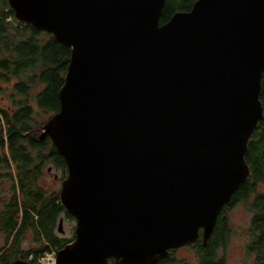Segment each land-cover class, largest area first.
Returning a JSON list of instances; mask_svg holds the SVG:
<instances>
[{
	"label": "water",
	"instance_id": "95a60500",
	"mask_svg": "<svg viewBox=\"0 0 264 264\" xmlns=\"http://www.w3.org/2000/svg\"><path fill=\"white\" fill-rule=\"evenodd\" d=\"M6 2L70 50L39 136L64 161L59 203L75 222L52 264H157L205 246L249 176L264 0H197L163 25L166 0Z\"/></svg>",
	"mask_w": 264,
	"mask_h": 264
},
{
	"label": "trees",
	"instance_id": "16d2710c",
	"mask_svg": "<svg viewBox=\"0 0 264 264\" xmlns=\"http://www.w3.org/2000/svg\"><path fill=\"white\" fill-rule=\"evenodd\" d=\"M196 1L166 0L160 24L168 22L177 12L190 11ZM69 60L68 48L51 34L16 23L6 0H0V84L8 85L15 80L12 97L17 99L13 100L16 106L13 113L0 109V179L9 182L11 194L0 210V232L10 243L8 250L0 255V264H11V260L22 253L19 246L28 232L38 244L26 253H33L32 264H38L41 256L57 252L72 241L55 234L58 220L65 214L58 192L46 190L39 184L47 163L66 174L64 161L50 139L40 140L39 136L42 127L59 111L58 92ZM33 91L36 92L34 96ZM261 95H264V75ZM31 99L43 112L41 123L32 119ZM260 99L263 101L262 96ZM263 157L264 115L257 124L245 156L250 176L221 211L206 245L203 246L200 239L194 244L198 264H222L216 255L226 242L225 211L237 201H248L255 193L257 183L264 179ZM249 206L252 218L247 251L255 254L254 264H264V194H255ZM66 216L73 220L70 215Z\"/></svg>",
	"mask_w": 264,
	"mask_h": 264
},
{
	"label": "rangeland",
	"instance_id": "374dc122",
	"mask_svg": "<svg viewBox=\"0 0 264 264\" xmlns=\"http://www.w3.org/2000/svg\"><path fill=\"white\" fill-rule=\"evenodd\" d=\"M13 80L10 84H0V109L8 110L13 113L16 110V106L13 100ZM33 96L36 94L33 91ZM30 106L32 107L33 116L32 119L36 122H42L44 119L42 111L37 109V106L33 99L30 100ZM48 116V115H47ZM46 116V118H47ZM49 170V171H48ZM48 171V172H47ZM66 174L59 168H56L53 164L47 163L43 169V175L39 180V184L42 188L49 191L59 192L61 182L65 179ZM10 184L9 182H2L0 186V203L10 197L9 194ZM255 194H264V179L257 183L255 193L250 196L248 201H237L233 205L229 206L225 211L227 237L225 244L218 250L216 258L217 261H222V264H254V255L247 251V245L250 243L249 224L252 218V212L249 204H251L255 198ZM67 213L62 214L61 233L58 231V223L56 225L55 234L59 238L74 239L75 222L74 219L67 218ZM7 243V242H6ZM4 237L0 235V251L6 245ZM7 246V245H6ZM38 246L34 242L33 236L30 232L25 234L23 240L20 243L19 250L27 251L30 248ZM53 254L55 258L56 252L46 253L40 257L38 264H52V261L48 255ZM196 254V256H195ZM49 259V261H48ZM198 264V257L196 249L181 250L174 257V261L171 264Z\"/></svg>",
	"mask_w": 264,
	"mask_h": 264
},
{
	"label": "flooded vegetation",
	"instance_id": "af4514ba",
	"mask_svg": "<svg viewBox=\"0 0 264 264\" xmlns=\"http://www.w3.org/2000/svg\"><path fill=\"white\" fill-rule=\"evenodd\" d=\"M264 75V74H263ZM263 78V77H262ZM261 91H262V82H261ZM261 96H262V99H263V101H264V95H261V93H260V97H259V99L261 98ZM263 101H261V99H260V102H261V106H262V116L264 115V104H263ZM262 119V118H261ZM257 127V126H256ZM256 129V128H255ZM255 129H254V131H255ZM254 131H253V134H254ZM253 134H252V136H251V138L253 137ZM251 138H250V140H251ZM250 140H249V142H250ZM249 142H248V144H249ZM247 155V154H246ZM263 164H264V157H263ZM248 165V164H247ZM248 168H249V166H248ZM49 171V170H48ZM47 171V172H48ZM249 176H250V168H249ZM248 176V177H249ZM2 182H7V180H4V179H0V186H1V183ZM9 194H10V189H9ZM10 196H11V194H10ZM3 208V206H2V204L0 203V210ZM0 235H2L3 237H4V240H5V243H6V245H5V247H3L2 248V250L0 251V255L2 254V253H4L6 250H8V248L10 247V243H8V241H6V236L3 234V233H1L0 232ZM195 244V243H194ZM194 244H186V245H184V246H182V247H180V248H177V249H171V250H169L168 252H169V254H168V257L167 258H165V259H163V260H161L160 262H158L157 264H171L173 261H174V257L176 256V254L177 253H179L181 250H186V249H190V250H193V249H195V247H194ZM28 251H31V248L30 249H28L27 251H22V253L20 254L19 253V255H17L15 258H13L12 260H11V264H14V262L15 261H22V262H25L26 264H32L31 263V261H32V257H33V253H29V254H27L26 255V253L28 252ZM254 255V262H255V254H253ZM195 256H196V254H195ZM108 263L109 264H121L120 263V260H116V259H114V258H110L109 260H108ZM195 264V263H194Z\"/></svg>",
	"mask_w": 264,
	"mask_h": 264
},
{
	"label": "built area",
	"instance_id": "2783aa9c",
	"mask_svg": "<svg viewBox=\"0 0 264 264\" xmlns=\"http://www.w3.org/2000/svg\"><path fill=\"white\" fill-rule=\"evenodd\" d=\"M48 257L50 258V260L52 261V263L54 262V255L53 254H50V255H48ZM48 261H49V259H48Z\"/></svg>",
	"mask_w": 264,
	"mask_h": 264
}]
</instances>
